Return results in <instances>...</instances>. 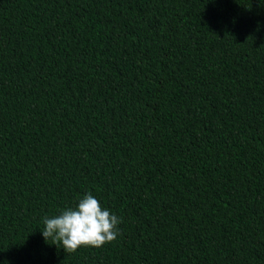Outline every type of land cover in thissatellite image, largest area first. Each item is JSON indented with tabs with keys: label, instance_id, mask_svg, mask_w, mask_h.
I'll use <instances>...</instances> for the list:
<instances>
[{
	"label": "trees",
	"instance_id": "16d2710c",
	"mask_svg": "<svg viewBox=\"0 0 264 264\" xmlns=\"http://www.w3.org/2000/svg\"><path fill=\"white\" fill-rule=\"evenodd\" d=\"M0 264H264V0H0Z\"/></svg>",
	"mask_w": 264,
	"mask_h": 264
},
{
	"label": "clouds",
	"instance_id": "9594fccd",
	"mask_svg": "<svg viewBox=\"0 0 264 264\" xmlns=\"http://www.w3.org/2000/svg\"><path fill=\"white\" fill-rule=\"evenodd\" d=\"M41 230L45 242L59 243L65 252L72 253L82 246L99 248L116 240L120 218L103 208L91 194L83 196L75 207H68L58 215L43 218Z\"/></svg>",
	"mask_w": 264,
	"mask_h": 264
}]
</instances>
